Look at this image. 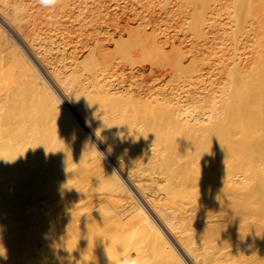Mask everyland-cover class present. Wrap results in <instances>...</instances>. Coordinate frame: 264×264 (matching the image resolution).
I'll use <instances>...</instances> for the list:
<instances>
[{
    "label": "bare ground",
    "instance_id": "obj_1",
    "mask_svg": "<svg viewBox=\"0 0 264 264\" xmlns=\"http://www.w3.org/2000/svg\"><path fill=\"white\" fill-rule=\"evenodd\" d=\"M22 1L0 9V20L19 41L6 35L10 47L0 48V197L30 209L33 232L18 264H50L60 252L63 264H71L99 249L97 264H108L107 251L113 260L136 255L142 262L147 246L161 255L158 264H264V0H180L176 7L191 17H184L187 44L146 28L152 26L144 20L148 0H56L50 7ZM120 2H129L131 13L117 17ZM22 21L31 24H24L28 33ZM41 39L48 47L71 43L68 61L58 65L52 54L41 55ZM111 46L123 50L120 59L115 54L119 60L128 61L136 49L166 66H147L141 56L145 63L135 62L134 72L151 85L129 94L110 80L114 58L97 61ZM58 127L63 137L75 132L73 146L95 157L111 178L110 190L91 206L77 194L89 183L69 169L72 153L66 151L67 160ZM52 178L54 207L72 195L68 212L57 215L34 195ZM120 190L130 198L115 204L109 194ZM139 233L149 245L132 240Z\"/></svg>",
    "mask_w": 264,
    "mask_h": 264
},
{
    "label": "rangeland",
    "instance_id": "obj_2",
    "mask_svg": "<svg viewBox=\"0 0 264 264\" xmlns=\"http://www.w3.org/2000/svg\"><path fill=\"white\" fill-rule=\"evenodd\" d=\"M12 1H14V0H12ZM11 0H0V9L1 10H6V8H7V10H9L12 6H8V5H12L13 4V2H12ZM157 1V2H156ZM159 1H161V3L159 2ZM163 0H151V2H150V0H148L147 1V5H145V9H144V15H145V18H144V20L146 21V23L148 22V21H151V22H149V23H151L152 24V26L149 24V25H147L148 27H146L147 29H149V31L150 30H152V31H155L156 29H158V31H155V33L156 32H158V37L159 38H161L162 37V39L166 36V38L169 36L171 39H173V38H175L176 37V39L177 40H184V41H186V42H184L185 44H187L188 43V41L190 42V37H191V33H190V29L189 28H187L188 27V22L189 21H187V20H190L191 19V17L188 19L186 16H188V14H186L185 12H182V8H181V10H180V8H179V6H177L176 7V4L178 3V2H180V0H175V3H174V0H164L163 2H162ZM171 3H170V2ZM173 1V2H172ZM24 4L25 3H29V0H24V1H22ZM166 2V3H165ZM122 2H120V6H118V15H117V17H119L120 15H122L123 13H131V8H132V6H130V3L129 2H127V3H125V4H121ZM157 3V4H156ZM165 3V4H164ZM181 3V2H180ZM4 4V5H3ZM150 4V5H149ZM175 5V6H172V5ZM179 4V3H178ZM177 4V5H178ZM165 5V6H164ZM169 5V6H168ZM180 5V4H179ZM8 6V7H7ZM161 6H164V8L162 7L161 8ZM10 7V8H9ZM147 7V8H146ZM152 7V8H151ZM166 7H168V8H166ZM170 7V8H169ZM159 8H161V10L159 9ZM165 8H166V10H165ZM175 8V9H174ZM111 9V8H110ZM153 9V10H152ZM165 11H164V10ZM176 9H178V11L176 10ZM160 10V12H158ZM177 12H176V11ZM173 11V12H172ZM146 12V13H145ZM154 12V13H153ZM164 14H162V13ZM169 12V13H168ZM151 13V14H150ZM156 13V14H155ZM167 13V15H165ZM171 13V15L169 16V14ZM172 13L174 14V15H172ZM176 13V14H175ZM148 14V15H147ZM160 14H162V15H160ZM179 16H178V15ZM181 14V15H180ZM186 14V15H185ZM155 15H156V17H155ZM159 16V18L160 19H157L158 18V16ZM183 15V16H182ZM146 16H148V20L146 19ZM166 16V17H165ZM175 17V19H174V17ZM178 18H177V17ZM181 16V17H180ZM153 17H155L156 18V22H155V18H153ZM165 19V21L167 22H165L164 21V19ZM168 17V18H167ZM187 19V20H185V18ZM189 17V16H188ZM173 18V19H172ZM180 18V19H179ZM151 19V20H150ZM163 20V21H161V22H159V20ZM177 19H178V21H180V22H178L177 21ZM182 19H184L185 20V22L182 20ZM169 20V21H168ZM170 20H171V22H170ZM175 20H176V22H178V23H176V25H177V27H176V25H175ZM183 22H182V21ZM41 21V20H40ZM40 21H39V23H40ZM153 21V22H152ZM158 21V22H157ZM174 21V22H173ZM25 22V23H24ZM22 21L19 25H20V27H21V29H23L24 31H25V33L27 32L28 33V30H29V28L31 27V24H27V22L26 21ZM37 22V21H36ZM158 23V24H162V23H164V24H166V25H164V24H160L159 26L162 28V30H161V28L159 27V26H156V25H158V24H155V23ZM174 24H173V23ZM169 23L172 25H169ZM24 24H27V26L29 27V28H27V26H25ZM181 24H183V26L182 27H180L181 26ZM186 24V25H185ZM30 25V26H29ZM155 25V26H154ZM168 25V26H167ZM164 26V27H163ZM167 26V27H166ZM186 28H185V27ZM24 27V28H23ZM38 27H40V24H39V26ZM156 27V28H155ZM158 27V28H157ZM0 28L2 29V31H4V33H5V35L3 34V35H1L0 34V48L1 49H7V47H10V44H9V42L7 41V36L9 37V39H11L12 41H14V42H19L18 40H17V38L12 34V32L9 30V28L5 25V23L4 22H2L1 20H0ZM41 28H43L42 30H41ZM151 28V29H150ZM160 28V29H159ZM164 28V29H163ZM166 28V29H165ZM178 28H181L182 29V31H181V29H178ZM31 29V28H30ZM170 29H171V31H170ZM183 29H184V31H183ZM185 29H186V31L187 32H185ZM27 30V31H26ZM40 30L41 31H44L45 30V27H40ZM174 30V31H173ZM178 30V31H177ZM62 31V30H61ZM60 31V32H61ZM167 31H168V33H167ZM173 31V32H172ZM175 31H177L176 33H177V35H176V33H175ZM59 32V33H60ZM161 32V33H160ZM179 32V33H178ZM183 32H185V33H183ZM63 33L65 34V32L63 31ZM162 33H165L163 36H162ZM171 33V34H170ZM173 33V34H172ZM168 34V35H167ZM180 36H179V35ZM7 35V36H6ZM57 35H59L58 33H57ZM69 35H73V33L72 34H69ZM172 35V36H171ZM175 35V36H174ZM183 35V36H182ZM184 35H186V36H184ZM190 35V36H189ZM66 36V35H65ZM188 36V37H187ZM62 36L61 35H59L58 36V38H61ZM181 37V38H180ZM185 37V38H184ZM187 37V38H186ZM166 38H164V39H166ZM66 39V38H65ZM176 39H173L174 41H177ZM189 39V40H188ZM56 40V39H55ZM41 41H42V39H41ZM57 42H58V40H56V42H55V47L54 46H52V47H48L46 44H45V42L44 41H42V42H38V43H40L39 45H37V48L36 49H39V50H37V51H39L40 53H41V55H43L44 57H50V55H51V58H54L53 59V61H55L56 62V64H58L59 65V62H64V61H68V56H67V53H69V49L71 50V46H72V44L71 43H67V42H65L66 44H67V46H66V44L65 43H63V44H65V45H63L62 43L59 45L58 44V46L56 45L57 44ZM47 43V42H46ZM48 44V43H47ZM42 45V46H41ZM46 47H45V46ZM62 45L64 46V47H62ZM71 45V46H70ZM36 46V45H35ZM43 47V48H42ZM47 47H48V50H45V49H47ZM60 47V48H59ZM68 47V48H67ZM112 47H113V50H112ZM114 47L115 46H111V50H109V47H108V49L106 50V52L104 51V53H103V55H102V57H101V55H100V59H99V56H98V60L97 61H99V63H101L102 61H103V59H109L108 61H111L112 60V58H114V60H112L111 61V63L112 64H114V62H115V64L113 65V71H114V74H113V76L111 77V78H113V79H111L110 78V80H112V84L115 86V84H116V86L115 87H123L124 86V88L126 89V90H128V92H129V94H131L132 92H134V94H135V92L138 90V88H140V86L142 85H144V88H145V86H147V85H151V84H149V82L148 81H146L147 80V75H142V77H141V74H138V73H136V72H134V70H135V68L137 67V64L138 63H145L146 62V65L148 66V64H150V62L149 61H153V64H152V66L154 67V68H156V69H161V68H164V66H166L165 65V61L163 62V64L161 63L162 62V58H159V59H157V60H159V62L158 63H160V65H158V64H156V62H157V60L156 61H154V60H147V58H149L148 56L146 57V55H144V57L142 56L143 54H144V52H142L143 54H138L139 52L138 51H136V49H133L132 50V52H130L132 55H134L135 53H137V54H135L133 57H132V55H131V58H128V61H126L127 60V58H126V60H125V58H124V60H123V58L121 59V60H123V62H126V64L127 65H125V63H123L121 60H119L120 59V57H119V55L121 56V55H123V54H121V52L123 53V50H118L119 48H120V46H116V50H114ZM119 47V48H118ZM51 48H54V50L55 49H57V50H55V51H53V49H51ZM64 48H66V49H64ZM41 49H43V51L41 50ZM49 49H51L50 50V52H49ZM62 49H64V50H62ZM68 49V50H67ZM59 50V51H58ZM80 49H77V53L78 54H80L79 51ZM135 50V53L133 52ZM52 51V52H51ZM62 51H63V53H62ZM109 51H111L112 53H113V55H112V53H111V55H110V52ZM169 52L171 51L170 49L168 50ZM43 52V53H42ZM44 52H47L48 54H45ZM55 52V53H54ZM59 54V55H57V53ZM118 53H119V55H118ZM62 54V55H61ZM65 54V55H64ZM106 54H107V56H108V54H109V56H110V58H108L107 56H106ZM115 54H116V56H118L119 57V59L118 58H116V56H115ZM47 55V56H46ZM49 55V56H48ZM106 57H105V56ZM60 56H61V58H60ZM67 56V58H65ZM103 56H104V58H103ZM112 56V57H111ZM115 56V57H114ZM140 56V58H138V57ZM144 58L143 60L145 61H143L142 60V57ZM122 57V56H121ZM136 57L139 59V61H138V59H136ZM145 57H146V59H145ZM58 58V59H57ZM65 58V60L64 61H61L62 59H64ZM71 58V57H70ZM106 59V60H107ZM111 59V60H110ZM117 61H119L120 63H123L122 64V66L120 65V63L119 62H117ZM129 59H131V60H129ZM140 59L143 61H140ZM151 59V58H150ZM69 60H71V59H69ZM132 60H133V62H134V64H133V62H132ZM135 60V61H134ZM137 60V61H136ZM160 60H161V62H160ZM163 60H165V58L163 57ZM49 61V60H48ZM107 61V62H108ZM132 62V64L131 65H129L128 66V62ZM149 63H148V62ZM32 62H34L33 61V59H32ZM54 62V63H55ZM135 62H138V63H136L135 64ZM60 63V64H61ZM105 63V62H104ZM118 63V64H117ZM155 63V64H154ZM117 64V65H116ZM120 65V66H119ZM123 65L125 66V67H123ZM154 65H156V66H154ZM37 66V65H36ZM116 66H117V68H116ZM120 69H119V68ZM122 67V68H121ZM127 67V68H126ZM128 69L127 71H126V69ZM130 68V69H129ZM117 70V71H116ZM124 70H125V72H124ZM123 71V72H122ZM131 71V72H130ZM115 72H116V74H115ZM118 72V73H117ZM119 72H121V73H119ZM128 72V73H127ZM118 74V75H117ZM121 74H123V75H121ZM117 75V76H116ZM132 75H133V77H132ZM119 76V77H118ZM124 76L126 77V78H124ZM128 76V77H127ZM137 76V77H136ZM115 77H116V79H115ZM118 77V78H117ZM134 77H136V78H134ZM138 77H139V79H138ZM127 78H128V81H127ZM136 80H134V79ZM124 79H126V80H124ZM130 79H132V80H134V81H131ZM143 79V80H142ZM145 79V80H144ZM120 80V81H119ZM117 81V82H116ZM139 81V82H138ZM143 82V84H140V83H142ZM119 82H120V84H119ZM123 82V83H122ZM132 82V83H131ZM133 82H134V84H133ZM115 83V84H114ZM119 85H118V84ZM129 83V84H128ZM135 83H136V86H135ZM126 84V85H125ZM140 85V86H139ZM139 86V87H138ZM141 86V87H142ZM133 87V88H132ZM137 87V88H136ZM132 89V90H131ZM23 93V92H22ZM133 94V93H132ZM31 94L29 93V96H30ZM28 96V95H27ZM28 96V98L30 99V97ZM31 98H32V96H31ZM28 99V100H29ZM31 100V99H30ZM31 102H33V100H31ZM47 113V112H46ZM48 114V113H47ZM49 116L51 115V117H52V114L49 112V114H48ZM50 117V118H51ZM53 118V117H52ZM51 118V119H52ZM53 120V119H52ZM52 120H49V122H48V124L52 121ZM54 121H56V120H54ZM54 121H52L53 123H55ZM0 122H2V123H0V127H3L2 126V124H3V121H0ZM51 122V123H52ZM50 127H47L48 129H50V130H47V132H48V134H50L51 132V129L53 128H51V126H53L52 124H50L49 125ZM57 125H55V127H56ZM57 128V127H56ZM54 129V128H53ZM58 129H59V131H60V128L58 127ZM1 130V129H0ZM56 130L57 129H55L54 131L56 132ZM53 131V132H54ZM58 131V132H59ZM50 132V133H49ZM62 133H64V132H62V131H60V135L57 133V135H59V140L61 139V140H63V141H61L60 142V147H63L64 146V149L63 148H61L63 151H64V154H65V156H67L68 155V153L70 152V153H72L73 154V152H74V158H72L73 156H72V154H71V156H70V159L72 158V160H70L69 159V156H67L68 158H67V160L69 159V161H68V163H70L71 164V166H70V164L67 166V167H69L70 166V170L71 171H74V172H77L78 173V175H82L83 177H85L87 180H88V182L87 183H89L88 185L86 184V188L84 187V190H83V188H81L80 190H78L77 191V194L79 195V196H83V198L86 200V203L87 204H89L90 206H91V204H95V203H97V202H95V200L97 201V199H98V197H102V195H105L109 190H110V183H108L109 182V180L111 179L110 178V176H109V174L107 175V171L104 169V168H101V167H103L101 164H100V162L95 158V157H93L92 158V156H91V154H87L85 157L86 158H92V163H90V162H87L86 160H81L82 158L84 159L85 157H84V155H82L83 153H82V151L80 152V150L77 148V146H73V145H76L77 143H74V139H75V137H74V139H71V138H69V136H72V135H74L75 134V132H74V134H73V132H72V134L70 135H68V134H65L64 136L65 137H63V134ZM54 135H55V133H53ZM66 135H67V137H66ZM76 136H77V134H75ZM74 135V136H75ZM65 138H67V139H65ZM77 138V137H76ZM58 139V138H57ZM72 140H73V142H72ZM63 142H67V146L69 147V150L67 149V147L65 146L66 145V143L65 144H61V143H63ZM71 144V146H70V144ZM63 145V146H62ZM73 146V147H72ZM65 147H66V149H65ZM72 147V148H71ZM74 147H76V148H74ZM76 149H78V151L76 152ZM73 150V152H71ZM75 150V151H74ZM66 151H68V153L66 152ZM58 152V151H57ZM70 153H69V155H70ZM54 154H56V153H54ZM83 156V157H81V156ZM89 155H90V157H89ZM94 156V155H93ZM79 157H81V159L79 158ZM79 158V159H78ZM95 158V159H94ZM75 159V160H74ZM79 160H81V161H79ZM88 161H91L90 159L88 160ZM97 161L98 162V164L97 163H95V162ZM93 162H94V167H93ZM97 164V166H95ZM92 166V167H91ZM90 168V169H89ZM95 168H97V170H95ZM98 168H99V170H101V171H99L98 170ZM55 169V168H54ZM68 169V168H67ZM68 169V170H69ZM73 169V170H72ZM95 170V172L93 173V171ZM56 170H58V169H56ZM97 171H98V173H97ZM101 174V175H100ZM103 174V175H102ZM106 175V176H105ZM100 176H101V178H100ZM102 176H103V178H102ZM88 177V178H87ZM92 178V179H91ZM98 181H94V182H92L93 180H95V179ZM100 178V179H99ZM105 178H107V179H105ZM91 179V180H90ZM105 180V182L108 184H106L105 182H104V180ZM101 180H103L102 182H101ZM2 181H3V179H0V192L2 191V188H3V185H2ZM49 181H51V179L50 180H48L47 181V184L45 183V186H43L44 188L45 187H48L49 185V187L48 188H45V190L44 189H42V187H41V190L43 191H41V193H39V191L37 192V193H39L40 195H43L44 193H45V191L47 190V189H50V192L51 193H49V190H47V192H46V194H44L45 196L46 195H50V194H52L53 196H46V200H45V197H44V195L43 196H40L39 194H34L35 196H37V197H41L42 199L44 198V201H46V203L48 204L47 206H49V204H50V207H52L53 209L56 207H54V205H56V204H54L53 205V203H54V201H53V203H52V201H51V199L52 198H54V194L57 192V188L55 189V187H53V186H56V183H55V180H53V178H52V182H51V184L49 183L48 184V182ZM91 181V182H90ZM125 181V180H124ZM91 183H93V186H92V184ZM101 183V184H100ZM105 183V188H104V186H103V184ZM126 183L128 184V186H129V188H130V190L131 191H133L132 193L134 194V196L136 197V199H138V201L140 202V204L143 206V207H145L144 206V204H143V202H141L142 200H141V198L136 194V192L132 189V187L129 185V182L128 181H126ZM91 184V185H90ZM97 184H98V188H96L97 187ZM110 184V185H109ZM46 185H48V186H46ZM53 185V186H52ZM95 185H96V187H95ZM100 185V186H99ZM92 186V187H91ZM102 187V188H101ZM108 187H109V190H108ZM51 188L54 190H51ZM103 189H104V191H103ZM90 190V191H89ZM94 190V191H93ZM108 190V191H107ZM52 191H53V193H52ZM80 191V192H79ZM93 191V192H92ZM121 191V192H120ZM120 191H118V192H112L113 193V195H111V194H109V196H110V198L111 199H113L114 200V203L116 204V203H119V201L120 200H122L121 201V203L123 202H128V200H126L125 198H130V196H128L129 194H127V193H125V191L124 190H120ZM124 191V192H123ZM85 192H87V193H85ZM48 193V194H47ZM81 195H80V194ZM85 193V194H84ZM91 193H93V194H91ZM104 193V194H103ZM119 193H121L119 196H117ZM90 194V195H89ZM97 194H98V196H97ZM115 194V195H114ZM122 194H124V195H122ZM125 194H127V195H125ZM39 195V196H38ZM92 195V196H91ZM113 196V197H112ZM114 196H116V197H114ZM127 196V197H126ZM51 197V198H50ZM71 197H72V195L70 194V192L69 193H67V195L65 194V199L63 198L62 199V201L60 202H58V203H60V204H58L57 206H59V208L58 209H61V213H65V212H68L70 209H71V205H72V199H71ZM117 197H120L119 199L117 198ZM139 197V198H138ZM40 198V199H41ZM67 198V199H66ZM115 198H116V201H115ZM20 199H24L23 197L22 198H20ZM40 199H39V202L37 201V203L38 204H41L42 202H44L43 200H42V202H40ZM49 199V200H48ZM108 200V199H107ZM117 200H119V201H117ZM126 200V201H125ZM131 199H129V201H130ZM52 203V205H51V203ZM64 201V202H63ZM92 201V202H91ZM17 202H19L20 204H21V201H19V199L17 200L16 198H15V200L13 201V203H9V204H3V202H2V199H1V197H0V246L2 245V246H4L5 245V247L4 248H2V249H0V264H18L19 262H20V260L24 257V256H26V250H27V244L30 242V240H31V236H32V231H31V224H30V220L26 217V215H27V213L29 212V210L30 209H27V208H25L24 206H22V205H19V204H17ZM57 203V202H56ZM70 203V204H69ZM113 203V202H112ZM64 204V205H63ZM67 204V205H66ZM42 205V204H41ZM44 205H46V204H44ZM65 207H67V208H65ZM94 207V206H93ZM63 208V209H62ZM97 208V205H96V207H94V208H92V209H96ZM57 209V207H56V211H55V213L57 212V213H59L58 210ZM65 211V212H64ZM56 213V214H57ZM142 214V213H141ZM140 214V215H141ZM58 215V214H57ZM60 215V214H59ZM144 215V214H143ZM142 216V215H141ZM139 217V216H138ZM141 218H145L146 219V217L144 216H142ZM141 218H140V221H141ZM144 219V220H145ZM143 220V219H142ZM144 220L142 221V222H140V223H145L146 221H147V219L145 220V222H144ZM147 223V222H146ZM41 233H43L44 234V232H42V230H41ZM40 233V234H41ZM142 235V233H139V235H135L134 237H133V239L132 240H136V238L138 239V242H142L143 244H146L147 242H146V240H147V237L144 239L141 235ZM129 238V237H128ZM141 240V241H140ZM13 244V245H12ZM8 245H11V246H9V247H7ZM147 245H149L148 243H147ZM149 248H148V246H147V249H146V253H147V256L146 257H144V259H143V263L142 264H145L146 262L145 261H147L148 259L147 258H149L150 257V261L148 260L147 262L149 263H151V264H154V261H155V263H157L158 261L160 262V260H161V255L159 256V255H157L156 253H155V251H152V248H151V246H150V251L152 252H148L147 250H148ZM100 252V249L99 250H97L96 252H93L94 254H90V256H88L86 259H78V260H73V258H72V260H70L72 263L71 264H97L98 263V260H99V258H100V256H99V253ZM150 254V255H149ZM149 256V257H148ZM159 258H158V257ZM152 257V258H151ZM154 257V258H153ZM147 259V260H146ZM151 260H154V261H151ZM157 261V262H156ZM145 262V263H144ZM63 263H65V259H64V256H63V253H59L57 256H55V257H50V264H63ZM147 263V264H148ZM149 263V264H150ZM158 264V263H157ZM160 264V263H159Z\"/></svg>",
    "mask_w": 264,
    "mask_h": 264
},
{
    "label": "clouds",
    "instance_id": "obj_3",
    "mask_svg": "<svg viewBox=\"0 0 264 264\" xmlns=\"http://www.w3.org/2000/svg\"><path fill=\"white\" fill-rule=\"evenodd\" d=\"M56 0H40V4L44 7L54 6ZM108 264H142L141 260L136 255H124L116 260H113L112 253L106 252Z\"/></svg>",
    "mask_w": 264,
    "mask_h": 264
}]
</instances>
